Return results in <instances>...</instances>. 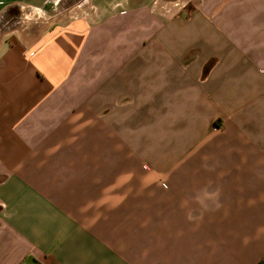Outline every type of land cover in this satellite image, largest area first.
Returning <instances> with one entry per match:
<instances>
[{
	"label": "crops",
	"instance_id": "obj_1",
	"mask_svg": "<svg viewBox=\"0 0 264 264\" xmlns=\"http://www.w3.org/2000/svg\"><path fill=\"white\" fill-rule=\"evenodd\" d=\"M0 264H264V0H0Z\"/></svg>",
	"mask_w": 264,
	"mask_h": 264
},
{
	"label": "rangeland",
	"instance_id": "obj_2",
	"mask_svg": "<svg viewBox=\"0 0 264 264\" xmlns=\"http://www.w3.org/2000/svg\"><path fill=\"white\" fill-rule=\"evenodd\" d=\"M179 4V3H178ZM140 122H141V118L138 120V124H140ZM141 131V130H140ZM136 133V132H135ZM141 133V132H140ZM145 138L147 139V140H149V141H151V139H152V136L150 135V134H147V133H145Z\"/></svg>",
	"mask_w": 264,
	"mask_h": 264
}]
</instances>
